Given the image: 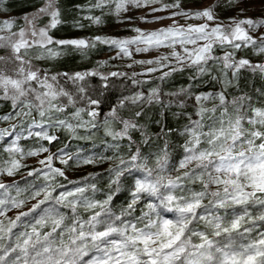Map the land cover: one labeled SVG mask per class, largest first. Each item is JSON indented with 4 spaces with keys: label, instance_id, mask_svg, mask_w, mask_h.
I'll use <instances>...</instances> for the list:
<instances>
[{
    "label": "snow or ice",
    "instance_id": "obj_1",
    "mask_svg": "<svg viewBox=\"0 0 264 264\" xmlns=\"http://www.w3.org/2000/svg\"><path fill=\"white\" fill-rule=\"evenodd\" d=\"M110 2L113 0H97L93 7L102 8ZM229 3H232V0H229ZM115 4L116 12L119 13L127 4L139 7L141 0H115ZM216 6L196 11L194 16L204 18L206 22L199 25L190 24L186 29L183 26L169 27L158 32L141 34L131 40L100 36L91 40L55 39L49 33L62 22L60 10L57 0H45L44 6L36 13L31 16L25 14V26L20 27L18 31H12L14 19L0 20V33L7 32L6 35L0 34V49L8 50L7 55H0V100L11 102L16 117H28L36 111L41 117V122L33 118L29 128H41L35 135L51 143L57 137L49 135L45 125L65 127L69 131L85 126L84 123L74 126L66 120L52 119L53 113L63 112L67 106L58 102L61 97L67 98L68 105L74 106L76 103L74 94L60 85L58 77H64L75 85L79 98L87 100L90 106L88 115L95 121L99 115L97 106L100 100L86 95L87 89L83 82L90 76H100L106 81L108 76L95 71L49 75L46 70L34 68L32 60L28 58L30 50H42L37 59L43 58L45 53L52 58L59 55L54 48L49 47L53 44L71 46L84 53L99 42L118 48L117 55L123 53L125 56H131L128 48L130 44L138 45L135 49L137 52H146L150 47L170 40L172 45L179 43L183 46L185 56L175 51L172 56L182 67L195 69L193 79L210 73V61L221 62L224 77H227L228 70H232L233 77H236L244 68L264 75V63L252 64L244 58L236 60L234 52H225L222 57L212 55L214 45L221 48L230 45L236 50L242 46H252L256 54H264V33L254 37L248 30L254 31L264 26V18L236 20L232 17L229 18L231 23L228 25L218 23L211 26L207 21L216 20L213 11ZM165 7H179V0L176 4ZM177 14L189 15L186 12L174 13ZM43 16L50 17L49 22L39 26L38 22ZM91 19L96 23L100 22V17ZM244 25H247L248 29ZM136 31L139 33L141 30ZM198 41L205 43L196 46ZM188 44L196 47L189 49L186 46ZM184 61L188 63L185 64ZM137 63L151 64L153 61ZM147 71L154 72L156 69L148 68ZM108 75L115 77L123 74L112 72ZM168 75L170 72H165L160 79ZM133 83L138 84L140 81L133 80ZM231 83V80H227L226 86ZM181 93L185 96L192 95L189 89H181ZM194 98L198 119L193 120L189 115V124L185 125L180 133L187 136V139L182 145L183 156L178 163H170L171 154L167 140L158 153L151 154L155 157L154 167L149 166V156L142 155L137 147L127 160L121 158L115 167L108 169L111 174L109 188L111 189L112 185L116 187L104 200L85 195L89 189L93 193L98 191L95 184L75 187L53 196L52 193L57 188L65 187L49 183L55 180L56 176H65L62 169L52 166L53 156L55 155L62 164H68L73 157L61 149L57 154L50 153L44 160L39 161L47 171L34 169L28 175L42 174L46 183L36 188L30 198L35 199L42 193L43 198L33 204L27 212H20L15 219H9L7 225L0 220V252L3 253L0 254V264H264V108L253 107L251 98L246 95L228 100L223 91L201 93ZM125 99H130L133 104L145 101L159 102V89H152L147 97L143 93H137L134 97ZM209 101L217 102L209 108L205 106V102ZM124 103L125 100H121L119 105L122 107ZM229 107L232 112H229ZM82 111L84 109L77 108L72 115L79 118ZM141 115L142 110L135 113L137 118ZM108 117L119 120L122 125L121 130L115 132L105 128V134L113 140L126 138L131 148V144L135 142L130 133L139 131L142 136L141 143L150 142L151 136L135 119L119 118L116 108L111 110ZM108 117L103 121L105 125L109 123ZM13 118L12 112L0 116L3 120ZM92 121L87 123L96 128L97 124ZM162 134L167 135L163 129ZM5 135L10 133L0 130V138ZM29 135H32L31 131ZM16 139L19 140V136ZM114 147L119 148V145ZM8 151L20 152L21 149L13 141V147ZM39 152H48V149L41 147L29 151L27 155L35 156ZM104 159L112 158H99L100 162ZM77 162L93 164L97 159L89 156L80 160L77 157ZM9 165L0 169L6 171L9 176L21 167L20 161L16 159H12ZM173 171L179 174L173 176ZM125 175H133V185L130 189L132 199L117 215L111 204L114 196L120 191L121 177ZM37 178L39 179V175ZM69 183L78 184L79 181ZM195 183L200 184L199 191L188 187ZM8 187L10 186L0 183V189L7 191ZM21 191L23 190L17 188V195ZM142 199L148 200L147 211H142L141 216L135 217L134 220L128 219ZM24 203V200L14 198L0 199V216H6L8 208L5 205L11 204L12 208H20ZM43 205L47 206L42 207ZM61 207L70 210L71 217L62 212ZM79 208L91 211L92 214L83 219L78 213ZM69 219L71 224H66ZM48 225L51 230L42 233L40 229ZM17 228H31V231L14 233L13 230ZM57 233L59 242L56 239ZM193 238L199 242H194ZM6 240H14V243L6 245ZM15 253L19 254L15 255L14 259L6 260Z\"/></svg>",
    "mask_w": 264,
    "mask_h": 264
},
{
    "label": "trees",
    "instance_id": "obj_2",
    "mask_svg": "<svg viewBox=\"0 0 264 264\" xmlns=\"http://www.w3.org/2000/svg\"><path fill=\"white\" fill-rule=\"evenodd\" d=\"M90 1L91 0H57V7L60 10V19L62 22L57 26V28L50 31L51 36H53L55 39L79 38L80 36H77L75 30L76 20L79 13L84 9L82 7L87 6ZM44 4L45 0H5L4 10L7 12H11L14 15V17L16 18L15 30L18 31L20 27L25 26V20L23 19L25 14L31 16V14L36 13L39 8L43 7ZM216 5L223 8H229L231 6V3H229V0H223L222 3L218 1ZM49 19L50 17L43 16L38 22L39 26L46 25L49 22ZM62 47H66L63 56L57 60L50 62V64H47L48 69L46 68L45 63L34 61L31 59L34 68L46 70L49 75L64 72L72 74L75 72L95 71L104 76H108V79L106 81L102 80L100 76H90L86 78L85 82H83L87 89L86 95L90 96L92 99L100 100L98 108L101 111H107L114 108L121 100V98L134 91V88L130 86L132 85L133 80H138L139 77L126 74L121 71L115 72L121 73L123 75L113 77L108 75L112 72L100 70L99 60L96 57L95 53L97 50L105 49V44H100L98 48H93L92 50H89L90 52L86 51L84 53L76 50L71 46ZM215 53L216 52L213 53L212 51L213 56L215 55ZM217 53L219 57H222L225 52L218 51ZM7 54L8 50L0 49V55ZM236 56V60L244 58L248 59L252 64L264 63V54H256L252 46L242 48L238 51ZM219 65L220 67H222L220 61ZM194 76L195 71L193 70V68L182 67V69L174 71L170 78H167L164 84L169 89H174L178 86L190 87L196 90V94H199L202 91H212L215 93L223 91L228 100H232L234 97L246 95L251 98L250 103L253 107L264 108V75H261L258 71L253 72L249 68L241 69L237 76L233 77L234 82L227 87L224 85L221 73L216 69H214L210 74L206 76H197L195 79H193ZM213 77H215V79ZM58 80L60 82V85L63 86L65 90L74 94L76 103L74 106L68 105L67 98L61 97L58 102L62 106H67L65 107V110L63 112H57V116H70L76 111L77 108L81 107L86 109L90 108L87 100H81L79 98V94H76L75 85H73L70 81H66L64 77H58ZM163 81V79L156 78L147 82H143L142 85H144L145 87H150V85H152L153 83L160 84L163 83ZM104 85H107V87H104ZM147 110L149 112L143 113L139 117L137 123L145 127L146 131L151 136L150 142L148 144L141 143V133L139 131H132L131 137L135 143L131 144V148L126 145L120 146L118 148V152H120L121 154H115L112 160H110L109 165H105L103 170H99L96 172L82 171L75 176L69 175L68 171L74 165L75 159L77 157L87 155L92 151L100 149L103 145L102 143L97 144V142L94 143L77 140L73 137V132H68L64 129L59 130L57 139L52 141L51 143L35 135H32L28 138L22 137L19 144L25 151H32L34 149H40L41 147H44L55 154L59 150L63 149L68 155L73 157V159L68 161V164H65L64 167L61 168L64 171L65 176H56L55 180L49 182L53 185L60 184L65 186L63 188H57L56 191L52 193L53 196L59 195L61 191H68L74 189L75 187H84L86 185L95 184L98 191L93 193L91 189H89L88 191H86L85 195L96 200H104L110 191L115 190V185H112L111 189L109 188V180L111 174L109 173L108 169L115 167L119 163V159H121L119 157L129 154L131 155V153L135 152L136 148L139 147L142 155L149 156V160L152 161L154 160V158L151 159V157L154 156L151 154L158 153L159 150L163 148L165 140L168 141V151L171 154L172 160H175L176 157H180L183 155L182 145L187 139V136H182L180 133L183 131L184 126L187 125L189 121V115L192 116L194 114V108L188 107L179 109L177 107L164 106L160 103L147 108ZM25 111H27V109H25ZM10 112H12L13 116L15 117V113L11 108V102L0 100V116L6 115ZM248 114L251 115V112H249ZM31 115L33 118L40 117L36 111H33ZM1 122H3V119H0V123ZM162 129L164 133H167V135L162 134ZM169 129H171L172 131L169 132ZM124 139L125 143H130L128 139ZM7 145V139L0 141V165H2L5 160L9 158V155L11 153L6 149ZM107 152L109 153V155L113 153L111 150H108ZM104 155L107 154L105 153ZM25 167L26 169H28L27 172L33 171L34 169H39L35 164H28ZM38 175L39 179L37 178ZM69 181H79V183L71 184L69 183ZM45 183L46 181L44 180V177L40 176V174L38 173H34L32 176H29L28 174L25 176H20L15 181L6 184L7 186H10L7 188V191H5V189H0V199L11 200L14 198L24 201H36L34 203H37L38 200L43 198V193L35 199H32L30 197L32 195V192L35 191L36 188L43 186ZM132 185L133 175H125L121 177L120 191L116 196H114L111 204L113 211L117 215L120 214L121 209L127 207V204L132 199L130 194ZM194 187L197 191H199L201 186L198 183L195 184ZM17 188L23 190L19 195H17ZM147 203V199H142L140 202H138L135 210L132 212L131 216L128 217V219L134 220L135 217L141 216L142 211H147ZM205 203H207V200H205ZM46 206L47 205H43L42 207ZM5 207L8 208V211L6 212V216H0V220H3L4 224L7 225L8 220L15 219L18 214L10 216L9 214L15 211L16 208H12L11 204H7L5 205ZM60 210L67 213V215L71 217L72 213L70 212V210L63 207H61ZM78 213L83 219H87L92 214L91 211H85L83 208H79ZM253 214H256L255 210H253ZM66 224H71V220L69 219L68 221H66ZM25 230L31 231V228H17L13 231L14 233H16ZM40 230L42 233L48 232L51 230V226H45ZM253 235H255V233H253ZM56 239L57 242H59L58 233L56 234ZM193 239L194 242H199L198 239ZM65 240H67V234L65 235ZM4 243L6 245L9 243H14V240L12 242L6 240L4 241ZM0 254L3 253L0 252ZM18 254L19 253L12 254L7 257L6 260L14 259L15 255Z\"/></svg>",
    "mask_w": 264,
    "mask_h": 264
},
{
    "label": "rangeland",
    "instance_id": "obj_3",
    "mask_svg": "<svg viewBox=\"0 0 264 264\" xmlns=\"http://www.w3.org/2000/svg\"><path fill=\"white\" fill-rule=\"evenodd\" d=\"M220 1L221 3L223 0H179V7H165L166 5H174L177 3V0H155V2H148V0H141V4L139 7L135 6L134 4H127L125 6V9L121 10L119 13L116 12V4L115 0L110 3H106L102 8H96L93 7L97 3V0H91L90 3L87 6H83V11H81L77 17L75 30L77 36H80L79 38H85L88 40H91L92 38L96 36L100 37H112L117 38L121 40H131L141 34H148L151 32H158L161 29H166L169 27H180L183 26L185 29L188 25H199L202 23H205L206 20L204 18H196L194 16V13L198 10H202L205 7H209L212 5H216V3ZM4 3L5 0H0V20L3 19H14L16 22V18L11 12H7L4 10ZM153 9H158L157 11H153ZM243 10V11H241ZM214 15L216 16V20L214 21H207L211 26H215V24H223L228 25L231 23L229 18L234 17L236 20L245 19V18H252L254 20L264 18V0H233L231 3V6L229 8H223L220 6H216L214 9ZM186 12L189 15H174V13H183ZM93 17H100V22L96 23L94 22ZM246 29H248L247 25H244ZM136 29H140L141 31L138 33ZM249 30V34L258 37L261 33H264V26L253 30ZM12 31L15 30V23L13 25ZM0 34H7V32L0 33ZM50 34V33H49ZM51 35V34H50ZM239 42V41H237ZM205 43V41H198L197 45H202ZM100 44L103 43H96L95 48H98ZM106 45V44H105ZM138 45L136 44H130L128 45L129 51L131 52V56H125L123 53L120 55H117L119 52V49L111 46L106 45L105 49L103 50H97L96 51V57L99 60V68L101 71L106 72H115V71H121L126 74H130L136 77H139L138 80L140 83L134 84L130 87L134 88L133 92L125 95L121 100H125L124 105L121 107L118 104L114 107L116 108L117 115L121 119H135L136 121L139 120V117H135V113L137 111L142 110V114L149 112L147 108L152 107L156 104H163L164 106L168 107H177L179 109L192 107L194 108V114L191 116L193 120L198 119L196 112H197V103L195 101L194 95L196 94V90L192 89L190 87L185 86H178L174 89H169L165 86L164 82L167 80V78H170L172 73L174 71H171V69H182V66L177 63V60L174 56H172V52H178L181 56H185L186 54L183 51V46H181L179 43H176L175 45H172L170 40L164 41L159 46L150 47L148 51L146 52H137L135 49ZM140 47H144V45H139ZM189 49H192L196 46L188 44L186 45ZM49 47L54 48L59 55L49 58L47 54L45 53L43 58L37 59V56L41 55L42 50L41 49H31L29 57L30 59L34 61H39L42 63H45V66L47 68V64H50V62L57 60L61 58L64 54V51L66 47L57 46L55 44L50 45ZM244 48L243 46L236 50L233 49L230 45H225V47L221 48L219 46L213 47V53H215L214 56L219 57L218 51L223 52H234V58H236V54L239 50ZM93 48H89L86 51L90 52L89 50H92ZM89 55V54H88ZM167 57V59H164ZM153 61V63H137L138 61ZM159 61V62H157ZM257 62V61H256ZM184 63H188L187 61H184ZM208 67L210 68V73L216 69L218 72L221 73L222 79L224 81V85L226 86V81L231 80L232 83L233 80V74L232 70H228L227 77H224L221 71L219 61H210ZM148 68H155L156 71L154 72H148ZM187 68V67H185ZM192 68V67H191ZM48 69V68H47ZM195 71V69L193 68ZM165 72H170V75L165 77L163 80V83H153L150 85V87H145L142 85L143 82L150 81L152 79L159 78L163 75ZM208 73V74H210ZM135 74V75H134ZM208 74H205L203 76H206ZM231 83V84H232ZM230 84V85H231ZM229 86V85H227ZM226 86V87H227ZM154 88L159 89V102L153 101L152 103L143 102V103H131L130 99L125 98H132L137 93H143L145 97H147L151 90ZM181 89H189L192 93L191 96H185L183 93H181ZM201 93H210V92H200ZM211 93H215L212 92ZM219 93V92H218ZM198 95V94H196ZM227 97V96H226ZM181 101L183 102L181 104ZM217 101H209L205 102L206 107H212L213 103H216ZM82 108V107H81ZM84 111L80 113V117L77 118L73 115H62L57 116V112L53 113L52 119L55 120H66L69 123H72L74 126L78 123H84V127L75 128V131H69L65 127H57V126H47L45 125V129L47 130L49 135H54L57 137L59 134V130H67L68 132H73V137L77 140H83L88 142H97V144H103L100 149H97L95 151L90 152L87 155H82L79 157L80 160L86 157H94L97 159V162L93 164H83L78 163L77 158L75 159L74 165L69 169V175L75 176L79 172L82 171H88V172H96L99 170H103L105 165H109L110 160L112 159H104L102 162H100L99 158L101 156L103 157H111L113 158L115 154H121L118 152V148L114 147V145H126L129 147V144L125 143V139H116L113 140L111 136H108L105 134V128L108 127L112 131H120L122 128L121 123L119 120H114L111 117H108V114L111 112V110L107 111H101L97 106V111L99 115L95 119V121H92V118L88 115V111L90 108H82ZM229 112H232V108H229ZM219 114V111L217 112V115ZM14 117V116H13ZM105 117H108L109 123L108 125H105L103 123ZM37 122H41V117H35L34 118ZM33 117H14L10 120H3V122L0 123V130H6L10 135H5L1 140L7 139L8 145L6 146V149H10L13 147V141L16 142V146L21 149L20 152H11L9 155V158L5 160V162L0 165V169H5L9 167V162L12 159H16L20 161L21 167L18 170H14V174L12 176L7 175L6 171H0V183L8 184L10 182L15 181L20 176L27 175L30 171L27 172L28 169H26V165L28 164H35L39 169H44L47 171V168H45L44 165H41L39 161L44 160L50 153L54 154L48 149V152H39L35 156H29L27 153L29 151H25L23 147L19 144L20 139L28 138L32 135H35L36 132L41 131V128H37L35 126L29 128V125L32 123ZM88 121H92L97 124L96 128H92L91 124L87 123ZM189 124V121L188 123ZM15 125L16 127L13 128L12 126ZM248 127V125H245ZM31 131L32 135H29V132ZM130 135H132L130 133ZM19 136V140L16 139V137ZM36 136V135H35ZM259 143V141H257ZM203 146V145H202ZM38 149H34L32 151H35ZM108 150H111L113 153L109 155L107 152ZM59 152V151H58ZM56 152L55 154H57ZM66 152V151H65ZM107 155H104V154ZM132 154V153H131ZM130 155V154H129ZM121 156L119 158H124L127 160L130 156ZM183 156V155H182ZM176 157L175 160H170L171 164H176L178 161L182 158ZM155 160V157H151V159ZM118 159V158H117ZM154 160H149V166L154 167ZM65 164H62L59 159L56 158V156H53L52 160V166L55 168H63ZM183 171V170H182ZM179 173L173 171L171 172V175L175 176ZM138 175V174H136ZM40 176L43 177L42 174ZM198 184V183H195ZM195 184L188 185V187L195 189ZM197 191V190H196ZM178 195L180 193H177ZM34 202L36 201H25L24 205L20 208H16L15 211L11 212L9 215H15L19 214L20 212H25L29 210ZM87 259V258H86Z\"/></svg>",
    "mask_w": 264,
    "mask_h": 264
}]
</instances>
